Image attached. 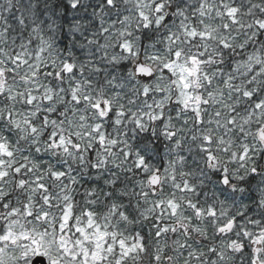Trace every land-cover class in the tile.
Listing matches in <instances>:
<instances>
[{
    "label": "snow or ice",
    "instance_id": "snow-or-ice-1",
    "mask_svg": "<svg viewBox=\"0 0 264 264\" xmlns=\"http://www.w3.org/2000/svg\"><path fill=\"white\" fill-rule=\"evenodd\" d=\"M0 264H264V0H0Z\"/></svg>",
    "mask_w": 264,
    "mask_h": 264
}]
</instances>
